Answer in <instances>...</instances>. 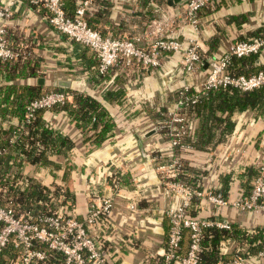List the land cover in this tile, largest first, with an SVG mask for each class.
I'll list each match as a JSON object with an SVG mask.
<instances>
[{"label":"crops","instance_id":"1","mask_svg":"<svg viewBox=\"0 0 264 264\" xmlns=\"http://www.w3.org/2000/svg\"><path fill=\"white\" fill-rule=\"evenodd\" d=\"M6 1L0 0V3ZM63 1L65 9L70 11V0ZM184 1L168 5L167 0H95V11L89 19L102 35H137L145 46L158 36L184 40L191 34L181 13ZM12 9L7 31L29 52L25 60L18 61L26 64L21 71L29 68L34 70L35 76H25L18 69L12 74L2 72L0 100L5 93L16 95L20 87L27 84L69 88L98 100L114 122L106 138L99 145H93L88 139L84 140L89 132L82 135L65 111H42L43 123L66 134L73 147L66 157L52 158L56 169L23 162L20 175L35 177L50 190L53 184L66 188L67 202L56 208L76 219L84 217L89 193L111 196L112 205L104 224L93 226L89 231L100 243L106 264H144L150 254L160 252L164 245L168 228L165 210L180 203V198L167 190L154 168L153 156L166 159L172 152L165 133L158 126L157 111L171 110L175 91L183 85H197L207 69L200 67L185 74L179 67L181 54L169 52L158 68L135 69L116 63L106 74L95 77L90 71L93 64L90 50L53 30L42 18L43 10L34 9L23 1ZM261 32H264V0H215L198 12L197 50L208 53L207 59L219 57L232 42ZM255 64L264 67V49L256 54ZM59 81L67 85H58ZM262 89L255 90L260 96L251 105L222 113L230 125L226 137L218 139L217 135L210 140L199 136L196 148L178 150L175 154L182 164L199 175L203 188L218 189L229 175L226 198L230 201L249 191L256 174L252 170L255 166L264 168ZM107 90L122 91L121 102L105 101L102 95ZM16 105V99L11 105H0V146L16 139L12 134L18 122L12 112ZM188 120V135L195 138L199 122L193 115H188ZM114 172L126 175L125 183L115 195L108 185V177ZM14 215L32 220L25 213ZM196 215L226 220L247 232L264 229V212L240 210L231 205L212 206L203 202ZM36 243L32 242L33 249H38ZM20 251V246L8 243L0 253V264H19ZM51 253L41 264H64L60 254ZM258 253V250H248L241 264H264V254Z\"/></svg>","mask_w":264,"mask_h":264},{"label":"built area","instance_id":"2","mask_svg":"<svg viewBox=\"0 0 264 264\" xmlns=\"http://www.w3.org/2000/svg\"><path fill=\"white\" fill-rule=\"evenodd\" d=\"M21 1L34 9L43 10L42 18L45 22L53 30L64 35L68 41L92 50L98 60L99 74L105 73L119 60L135 69H155L160 66L163 56L169 52L181 54L179 67L187 74L202 65L196 45L197 14L215 0H185L181 13L189 24L191 34L184 40L158 36L146 46L140 43L141 37L137 35L103 36L92 29L86 19L92 13L95 0H75L72 16L66 14L63 0H7L4 4L0 3V60L20 61L26 59L29 54L24 46L15 42L13 33L7 31L8 22L13 15L12 8ZM261 49H264V36L252 37L232 42L219 57L205 59L208 64L204 79L194 86L183 85L173 108L160 113L161 117H164L162 120L165 119L167 124L165 136L172 152L166 159L160 160L158 156H153L152 159L163 185L171 194L180 198V203L175 208L165 210L168 228L164 245L160 252L150 254L144 264H197L204 228L214 226L228 229L230 226L226 220L191 216V209L200 210L203 202L212 206L231 205L240 210L264 212L263 166H255L256 174L252 178L248 193L230 201L220 191L203 188L199 175L194 176L197 182L193 186L175 179L181 161L173 152L174 148L192 149L190 143L183 141V138L188 136L183 111L185 106L197 102L212 89L233 88L251 91L264 85V70L245 75L233 73L228 68L232 57L241 58ZM191 88V94H187ZM71 98L70 92L49 91L26 104L25 119L32 117L33 112L38 109H49L53 105L70 102ZM20 124L21 122H17L16 125ZM116 173L119 172L111 173L108 177V185L113 195L120 189L114 176ZM232 181L233 177L230 178V182ZM87 200L86 212L82 219H76L57 209L51 214H39L32 220H25L15 216L10 208L0 205V253L11 243L21 248L19 264H41L45 257L44 251L31 247L32 242H37L43 244L48 251L60 254L64 264H106L100 243L91 235L89 229L104 224L112 205V197L89 193ZM129 208L133 206L129 205ZM184 230L188 231V244L181 255L177 251ZM225 248V244L221 245L220 251L224 252ZM245 253L237 254L231 260L218 264H241L246 258ZM258 254L263 253L259 251Z\"/></svg>","mask_w":264,"mask_h":264},{"label":"trees","instance_id":"3","mask_svg":"<svg viewBox=\"0 0 264 264\" xmlns=\"http://www.w3.org/2000/svg\"><path fill=\"white\" fill-rule=\"evenodd\" d=\"M70 2V11H67L64 7L68 16H72L75 0H70ZM94 7L95 4L92 8L91 16H93L95 11ZM89 18L90 16L86 19L88 25L92 29L97 30L91 25ZM252 36L261 37L264 36V32L256 33ZM83 47L90 50L86 46ZM90 52L93 58V64L90 66L92 75H95V77L102 76L113 68L111 66L105 73L99 74L97 57L92 50ZM198 53L201 60H205L209 56L208 53L199 50ZM257 53L241 58L232 57L228 65L229 70L233 73L245 75L264 70V67L255 64ZM118 64H123V62L119 60L116 65ZM25 66L26 64L24 62L19 64L18 61L0 60V76L2 72L4 75L12 74L16 69L20 73L25 74V76H35L34 70L29 68L26 72H22L21 68H25ZM260 88H263L261 91H264V85L251 91H239L233 88L212 89L207 91L206 95L201 96L197 102L185 106L183 111L186 116L187 126L189 123L188 115H193L199 124L196 132L198 134L195 135V138L194 136L191 137L188 135L183 138V141L190 143L192 148H196L198 146L197 137L199 136L210 140L216 138L217 135L219 136L218 139L226 137L230 125L226 118L227 116H223L222 113L224 111L230 113L233 109H237V107L242 108L246 105H251L257 96H260L259 92L255 91ZM179 90L180 88L175 91V101L178 99ZM191 90L192 88L187 94H191ZM49 91H66L71 93L72 98L70 102L53 105L48 110L65 111L69 120L80 130L82 135L89 132L87 137H84V140L88 139L90 144L99 145L114 126L109 111L98 100L80 91L51 85L42 88L38 84H27L23 85L22 88L20 87V91L16 95L9 93L3 94L0 100L2 107L15 103L16 99L17 105L12 109V112L21 124L19 126L16 125L12 130V134L16 135V139L11 142L5 141L0 146V205L10 208L14 214H28L31 219H34L39 214H51L57 210V206L65 204L68 197L66 188L62 189L56 184H53V189L50 190L48 186L41 184L39 179L32 176L20 175V168L23 162H28L38 168L46 166L49 169H56L57 164L52 161V158L56 155L66 157L68 151L73 147L72 140L66 134L43 123L40 115L46 109H38L33 112L32 117L25 119L26 104ZM102 98L107 102L111 100L121 102L123 93L122 91L112 92L107 90L103 93ZM157 112L158 126L161 127L162 133H166L167 124L164 122L165 119L164 121L162 120L164 117H161L160 114L164 111ZM9 148L11 151L14 149L17 150V153H11ZM177 151L178 149L174 148V154ZM252 170L253 174H255L256 169ZM114 176L120 186L125 183L126 175L116 173ZM194 176L195 172L188 169L184 163H181L175 179L193 186L197 182ZM228 181L229 175L226 176L223 185L215 189L216 191L222 192L225 198ZM59 197L62 198V201L58 202ZM190 215L197 216L196 210L191 209ZM229 225L228 229H220L214 226L204 228L203 238L201 240L202 249L199 252L197 264H218L226 262L231 260L235 255L244 254L248 250L251 252L258 250L264 254L263 228H255L251 232H247L244 229L238 228L233 223H229ZM258 240L259 242L254 245V242ZM187 244L188 231L184 230L183 238L177 252L181 255L184 254ZM223 244L226 245V248L224 252H221L220 247ZM35 245L45 253L43 262L52 255L43 244L36 243Z\"/></svg>","mask_w":264,"mask_h":264},{"label":"water","instance_id":"4","mask_svg":"<svg viewBox=\"0 0 264 264\" xmlns=\"http://www.w3.org/2000/svg\"><path fill=\"white\" fill-rule=\"evenodd\" d=\"M179 0H167V4L168 5H171L172 3H176L178 2ZM207 60H202V65H201V68L202 69H206L207 68ZM58 85H67V82H63V81H59L58 82Z\"/></svg>","mask_w":264,"mask_h":264}]
</instances>
